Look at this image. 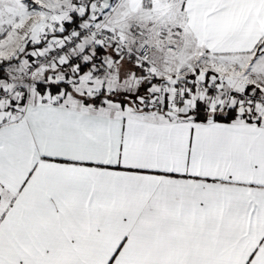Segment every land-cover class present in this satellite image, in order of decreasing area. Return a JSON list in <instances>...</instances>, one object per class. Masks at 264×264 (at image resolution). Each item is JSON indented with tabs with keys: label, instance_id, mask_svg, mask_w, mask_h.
Masks as SVG:
<instances>
[{
	"label": "snow or ice",
	"instance_id": "6c2138e0",
	"mask_svg": "<svg viewBox=\"0 0 264 264\" xmlns=\"http://www.w3.org/2000/svg\"><path fill=\"white\" fill-rule=\"evenodd\" d=\"M0 264H264V0H0Z\"/></svg>",
	"mask_w": 264,
	"mask_h": 264
}]
</instances>
